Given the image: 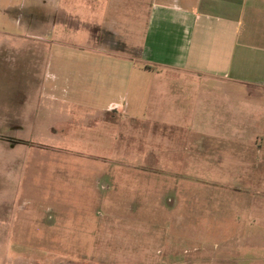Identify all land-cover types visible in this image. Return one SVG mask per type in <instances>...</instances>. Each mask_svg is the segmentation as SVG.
Masks as SVG:
<instances>
[{
    "label": "rangeland",
    "instance_id": "1",
    "mask_svg": "<svg viewBox=\"0 0 264 264\" xmlns=\"http://www.w3.org/2000/svg\"><path fill=\"white\" fill-rule=\"evenodd\" d=\"M89 1L29 17L40 59L0 111V264H264V93L151 75L150 0Z\"/></svg>",
    "mask_w": 264,
    "mask_h": 264
},
{
    "label": "crops",
    "instance_id": "2",
    "mask_svg": "<svg viewBox=\"0 0 264 264\" xmlns=\"http://www.w3.org/2000/svg\"><path fill=\"white\" fill-rule=\"evenodd\" d=\"M4 1L13 0L0 4ZM16 1L2 8L21 26L15 32L0 28V111L18 109L19 78L13 70L40 59L28 36L29 17L37 10L54 23L57 17L51 16L63 0ZM142 58L151 75L175 71L229 84L258 99L264 93V0H150Z\"/></svg>",
    "mask_w": 264,
    "mask_h": 264
}]
</instances>
